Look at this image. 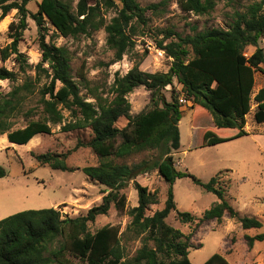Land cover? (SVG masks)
Wrapping results in <instances>:
<instances>
[{"label": "trees", "instance_id": "16d2710c", "mask_svg": "<svg viewBox=\"0 0 264 264\" xmlns=\"http://www.w3.org/2000/svg\"><path fill=\"white\" fill-rule=\"evenodd\" d=\"M30 1L0 0V19L12 10L19 16L18 22L10 25L12 41L0 49V58L6 60L14 55L22 72L25 59L17 45L27 26ZM220 1L223 0H177V4L185 13L203 15ZM118 2L120 7L116 8L114 0H78L73 8L61 0H39L31 18L39 33L47 22L63 37L88 35L90 31L104 28L106 43L114 51V62H117L133 46L132 36L137 29L147 25V13L157 14L166 4L161 1L142 7L137 0ZM113 7L116 15L106 23L102 10ZM160 32L163 38L156 41V47L172 60L168 72L146 73L135 65L125 75L115 76L111 100L94 94V102L80 95L79 85L71 77L69 51L46 43L40 35V64L47 65L44 70L50 79L40 90L41 108L39 111L22 110L24 96L21 92L31 93L30 83L13 87L7 97L0 99V136L7 134L9 143L26 145L37 135H51V125L63 124L62 111L67 110L72 120L64 123L61 131L89 129L92 136L86 146L98 158L96 165L86 166L81 171L109 191H104L100 204L76 218H62L58 210L48 208L25 210L1 219L0 264H192L188 257L191 235H184L165 221L172 212L181 224L196 222L197 227L208 221L220 222L224 215L237 219L242 230L262 227L257 218L239 216L226 200V190L218 183L217 175L206 183L192 177L196 185L217 197L200 218L177 210L173 185L177 179L191 177V174L177 170L172 156V152L180 148V99L178 102L172 92L168 101L162 91L172 87L175 79L181 86L183 100L198 106L195 110L207 111L213 126L226 134L217 136L208 131L203 145L213 146L247 135L245 117L250 111L255 74L262 72L261 66H264V50L258 47L259 40L264 38V0L251 4L245 13L236 12L228 29L212 28L185 36L171 29ZM248 47L255 48L249 56L245 55ZM14 79L12 71L0 68V81ZM139 86L151 93L149 107L131 116L127 96ZM253 101L256 103L254 121L262 124L264 88L256 93ZM17 115H22L26 125L11 130L10 119ZM122 117L127 123L120 129L115 124ZM80 145L78 142L76 147ZM151 150L157 153L153 161L142 160L132 165L115 162ZM34 158L40 166L72 171L66 163L67 154L44 153ZM154 170L168 187L163 208L149 216L146 211L158 200L155 193L135 179ZM5 175V169L0 166V178ZM130 181L138 199L137 206L128 211L132 220L127 231L136 236L146 234V241L132 259L125 260L118 226L106 225L91 233L88 225L98 216L107 215L111 205L119 213L125 211L126 195L122 191ZM244 239L251 249L255 242L264 241V233L245 235ZM148 241H152L153 247H148ZM203 264L229 263L222 254L215 253Z\"/></svg>", "mask_w": 264, "mask_h": 264}, {"label": "rangeland", "instance_id": "374dc122", "mask_svg": "<svg viewBox=\"0 0 264 264\" xmlns=\"http://www.w3.org/2000/svg\"><path fill=\"white\" fill-rule=\"evenodd\" d=\"M61 1L74 8L78 0ZM137 1L142 7L161 1H166V4L159 8L157 14L151 11L147 13V25L137 29L136 35L132 36L133 46L117 62H114V51L106 43L104 28L90 31L88 35L63 37L49 23L44 22V28L39 33L31 18L37 11L39 0L30 1L27 4V26L22 31L17 45L18 51L25 59L24 71H21L14 55L6 60L0 58V68H6L15 74L12 81H0V99L7 97L13 87L30 83L31 93L21 92L24 96L22 110H40V90L50 81L44 70L47 65L40 64V35L44 36L46 43L63 46L69 51L71 77L78 83L80 95L86 101L94 102V94L111 100L115 76L125 75L135 65L146 73L168 72L172 60L156 47V41L163 38L161 30L171 29L185 36L212 28L228 29L236 12L245 13L251 4L261 0H223L218 2L212 11L203 15L183 12L177 0ZM114 2L116 8L120 7L118 0ZM116 8H103L102 16L106 23L116 15ZM18 19L16 10L10 11L0 19V49L11 43L13 32L10 25L16 24ZM258 47L264 50V38L259 40ZM254 50V47H248L245 55L249 56ZM39 64L40 68H37ZM261 69L262 72L255 74L250 111L245 117L244 130L248 134L213 146L203 145L208 131L217 136L226 134L213 126L210 114L202 109L195 110L198 106L193 105L191 101L180 103L179 99H183L184 94L175 79L172 87L168 86L162 91L168 101L173 92L181 105V120L178 123L180 148L172 152V156L177 170L191 174V177L177 179L173 185L177 210L200 218L217 201V197L196 185L192 177L206 183L217 175L218 183L226 190V200L239 216L254 217L262 223L260 229L242 230L237 219L224 215L220 222L208 221L197 227L196 222L181 224L172 212L165 221L184 235H191L188 257L192 264H203L215 253L222 254L229 264H264V241L255 242L249 249L244 239L245 235L264 233V123L258 124L253 118L256 110L253 97L264 88V66H261ZM127 99L130 103V115L134 116L149 107L151 93L145 87L139 86L128 94ZM62 112L63 124L72 120L67 110ZM10 121L11 130L26 125L22 115H17ZM126 123L127 120L122 117L115 126L121 129ZM63 124L51 125V135H37L26 145L9 143L7 134L0 136V166L6 171L5 177L0 178V220L21 211L48 208L58 210L62 218H76L100 204L105 195L104 191H109L105 186L90 180L81 171L86 166L98 163L97 156L86 146L92 136L91 131L84 129L62 132ZM78 142L81 145L76 147ZM44 153L67 154L66 163L72 171L40 166L34 155ZM156 155L155 150L145 151L126 159H117L115 162L132 165L142 160L153 161ZM135 181L155 193L158 200L157 204L149 207L146 215L150 216L161 210L168 185L158 172L154 170L139 175ZM122 192L126 195L125 211L119 213L111 205L107 215L98 216L88 228L93 233L106 225L118 226L124 259L130 260L144 245L146 234L136 236L127 231L132 220L128 211L137 206L138 197L132 181L128 182ZM146 244L153 247L152 241Z\"/></svg>", "mask_w": 264, "mask_h": 264}, {"label": "built area", "instance_id": "2783aa9c", "mask_svg": "<svg viewBox=\"0 0 264 264\" xmlns=\"http://www.w3.org/2000/svg\"><path fill=\"white\" fill-rule=\"evenodd\" d=\"M180 102H181V103H186V101H185V100H183V99H180Z\"/></svg>", "mask_w": 264, "mask_h": 264}, {"label": "bare ground", "instance_id": "6f19581e", "mask_svg": "<svg viewBox=\"0 0 264 264\" xmlns=\"http://www.w3.org/2000/svg\"><path fill=\"white\" fill-rule=\"evenodd\" d=\"M30 142V141H29Z\"/></svg>", "mask_w": 264, "mask_h": 264}]
</instances>
